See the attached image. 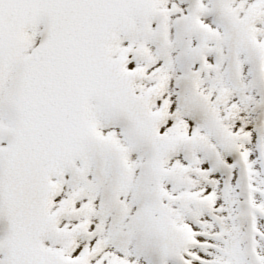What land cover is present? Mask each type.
Masks as SVG:
<instances>
[{"label": "snow or ice", "instance_id": "6c2138e0", "mask_svg": "<svg viewBox=\"0 0 264 264\" xmlns=\"http://www.w3.org/2000/svg\"><path fill=\"white\" fill-rule=\"evenodd\" d=\"M0 264H264V0H0Z\"/></svg>", "mask_w": 264, "mask_h": 264}]
</instances>
